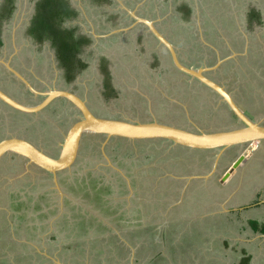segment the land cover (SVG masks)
I'll use <instances>...</instances> for the list:
<instances>
[{"label": "rangeland", "instance_id": "1", "mask_svg": "<svg viewBox=\"0 0 264 264\" xmlns=\"http://www.w3.org/2000/svg\"><path fill=\"white\" fill-rule=\"evenodd\" d=\"M68 1L73 7L81 10L82 16L74 21H68L66 27H76L78 32H89L97 36L96 43L91 47L86 48L82 55L84 60L91 64V68L78 75L76 83L77 88H75V91L79 94L85 95L86 93L85 98L88 100L92 111L97 116H114L116 119L120 120L152 122L148 112L152 109V112L154 113L155 111L156 116L159 117V121L157 122L170 124L192 131H196V127L204 128L203 131H216L227 130L241 125L240 122L235 121L234 117H231L225 104H220L221 101H219V97L209 92L206 87H201L199 82L185 77L178 72L177 74L168 72V69L173 67L171 59L152 38L147 36L144 40L145 47L141 42L129 46L128 42L124 41L125 33H131L135 40L137 34L140 35L145 31L144 25L140 24V28L134 29L132 26L134 23L130 18H127L120 21V23L114 28L103 29L100 26V22L104 20V11H100V9L90 5L86 0ZM120 1L125 5L127 4L128 8L132 11L134 10L139 16L154 21L157 28L177 48L180 60L184 62V64H191L194 68H197V66H201L204 63H209V65H211V61L213 62V60H210L213 58L212 54L203 49V41L208 45H212V47L218 46L217 48H219L220 51L223 50L222 48L229 49L230 51H234L237 47L240 48V50L236 52L237 54L238 52L244 53L240 59H234L236 56H232L230 51L225 55L228 57V60L231 59L234 62L236 67L238 64V69L234 68L233 70L235 73L233 72L230 74L229 71L228 73L223 71V74H219L218 72L213 73L211 72L214 70L212 66L207 67L209 69L205 72H208V75H211L214 80L231 93L237 104L243 108L247 115L249 114L248 116H254L256 120L264 124V103H261V106L257 103L261 98H264V65L262 64V60H264V26L256 27L254 32L249 34L241 22L243 10L245 12V9L248 6L257 7L264 13V0H168V3L163 2V0ZM181 1L187 2L188 5L194 9L195 16L193 15L192 23L183 21L180 12L173 13V10L177 9V7L175 8V4L179 5ZM106 10H109L112 13V11H116L117 8L116 6L111 5L106 8ZM28 13L29 9L27 4L19 3V15H16L12 19L10 28L6 30L5 36L8 44L5 47L3 54L0 55V63L8 72H13L14 76L22 81L24 80L23 77H25L26 80H30L31 74L38 73L43 74L45 75V78H48L47 82L42 80V82L44 81V84L46 83L48 86H54L56 85V72L54 71L53 73L52 70L47 69L46 62L49 56L34 50H27L26 47L23 48L24 40L21 36L22 31L17 30L21 27V23L24 20L23 17ZM240 31H242L243 34ZM99 36L101 39H99ZM119 41L121 46L118 44ZM200 47H203V51ZM157 49H159V52H157ZM99 55L105 56L110 61L112 68L111 71L114 74V78L117 80L116 84L119 85L117 88H121V90L125 91L120 92L118 90L120 92V97L116 100L108 101L109 103L102 102V99H104L105 96L100 92L102 86L100 72L99 70H96L97 59L100 57ZM15 56L19 57L17 61L14 60ZM228 60L226 62L224 61L223 66H227ZM5 65H7L8 68H6ZM14 66L17 68V71H14ZM4 68L2 67L0 69V76L5 75V77H8L4 72ZM164 69L165 73L158 77L157 74H161ZM1 81L0 84L4 85L5 82H3V80ZM25 83H27V81H25ZM258 83H260V86ZM257 87H260V98L254 97L258 90ZM4 88L8 89L9 87L5 85ZM87 90L89 91V94H87ZM124 93L127 95L126 97L124 96ZM132 94H135V97L132 96ZM19 99H21V97H19ZM0 111V113L4 115H1L0 117V140L5 139L8 135L13 137L26 136L38 146H41L43 149L45 148L49 154H57L58 149H49V147H46L45 145L53 146V140L59 141L62 137L56 135L54 129L59 127L58 129L59 131H63V135L73 123V120H67L65 117L56 115L50 121V124L41 123L36 124L35 126L33 125V127H28L29 123L32 124L31 120L21 118L19 119L21 122H18L15 118L16 115L9 111L8 108H4L1 105ZM60 121H63L61 127L58 126V124L60 125ZM197 124H200V126H197ZM119 141L121 143L120 147L117 146L115 141H102L95 151L85 148L81 149L77 163L79 166H75L78 175L81 177V173L86 170L93 171L98 169L99 166H106L107 161L103 156H105V158L107 157L110 164L121 170L123 174L125 172H130V170L134 168V166L131 165H135V162L124 164V162H127V159L119 158V155L124 153L125 150H132L135 153L133 157L135 161L137 159L135 167L141 165L142 168L146 167L149 170V168H152V166L156 164L157 167L163 168L166 171L167 176H174L173 171L178 170L180 163H184L183 165L188 166L193 165V162L187 161L185 156L169 153L167 147L162 146L164 144L160 142L144 141L131 144L130 142H124V140H117V142ZM248 149L249 145L245 144L240 146L239 152L245 153ZM237 152V150L233 151V155H229L230 159L223 157V154V158L219 161L220 169L222 170H218L216 173L212 172L217 176L214 179V182H217L223 175L225 168H229L231 162L235 159ZM257 154L258 156H256ZM217 155L220 156L219 153L215 156ZM260 155H264L263 149L260 153L256 151L254 158L250 161V166L255 167V164L258 163L259 171L263 166L261 165ZM112 156L113 158H110ZM121 161L124 162L122 163ZM150 163H152V165ZM171 163L177 164L176 166H172ZM188 170L190 171L189 173ZM206 170L208 171L210 169ZM192 171L193 168L189 167L186 169L185 173L187 172V176H191L194 173V171ZM259 171L248 173L247 176L243 178L247 180L256 179L263 182L264 175L260 178L256 177ZM262 171L263 170H261V172ZM101 174L106 175H104L105 177H103V180L107 177L112 181L114 187H117L120 190L123 189L119 186V183H117L118 177L116 175L106 173L105 170H103ZM237 178L238 177L235 174L234 179L237 180ZM94 181L95 182L91 183L93 189H95L96 186L102 188V190H94L96 192L101 190L98 193L99 196L103 191L109 190V187L99 184V179ZM163 181L164 185H162V188L158 189H164V193L171 191V188H165L167 181ZM237 181L233 182V185H235ZM199 184L201 186V183ZM233 185L230 184L232 188H234ZM207 187L208 188L206 189L213 192L212 186ZM150 190H152V193L149 196L148 194ZM156 191L157 188L153 187V189H150L149 187L144 194L145 203L142 211L135 212L133 216L129 214V219L123 220L121 224H119V221L116 219H111L112 221L110 222L109 218H111V216H105L100 209L93 211L91 203H88L86 200H84L85 203H83V205L85 208L92 209V211L99 216V220L103 224L106 223L118 235L127 232L129 233L132 229H127L124 226L130 223H132V226L127 225L129 228H148L149 226H160L162 229L165 228V230L173 233L174 236H172L176 238L172 240L170 244L174 246L178 255L182 252V250L178 249L181 239L179 232L182 231L181 229L189 227L191 222L193 224L197 223L198 230L200 229L203 233V236L199 233L197 234L198 240L208 243L211 241V238L214 237V245L216 247L204 254H195V257L200 264H207L208 261L211 264L214 251L221 246V231H230L242 223V221H239V224H236L237 221L231 223L224 219L212 220L207 213H202L198 215L199 217L197 218L188 217L187 219L182 211H179L180 213H178L177 210H175L173 212L171 211V213H166L167 207L165 204H162L159 206V209L156 210L155 206L148 204L152 200L153 194L154 201L162 202V194L158 199L157 194H155ZM204 192L206 193V197H208L209 195L207 192ZM21 194L23 195V192H21ZM126 195L118 194L117 192L111 193L105 197L106 204L112 206L120 204L123 200L126 201L124 199ZM113 197H117V200H112ZM165 197H167L166 194L164 198ZM176 197L177 196L173 198ZM203 197H205V195H203ZM239 198L238 195L235 200H238ZM204 200L206 203L210 204V198H204ZM22 201L24 202L22 203ZM42 201L43 200L40 201L41 204L43 203ZM213 202H216V200L214 199ZM36 206L37 205L34 203L33 199L30 198L29 200L28 196H24V198L18 200H8V198L0 200V264H28L24 259V256L27 255L32 257L34 260L33 264H46L41 258L45 256H50L52 258V264H79L75 262L78 258L82 260L80 261V264H131L130 260H128L129 257L124 256L122 251L117 249L116 246H119V243L117 242L114 244L116 241L113 237L100 241V238L104 237L102 235L106 234V232H99L98 228L93 224L90 226L92 238L80 237L79 235H82L83 231L78 229L80 226L75 222V218L73 219L69 216L65 218L67 223L61 220L52 226L55 231L56 229L60 230V232H58L60 234V236H58L59 242L52 239L40 241L39 237L36 235V230L31 229V227L33 228L34 226L41 225V223L44 224L46 220L53 222L56 214L54 213L50 220V214L48 218L42 217L40 219L38 218V215L41 213V210H37ZM123 208L129 209L130 205L124 204ZM220 212L221 210L212 213ZM164 213L166 214L163 217ZM60 215L61 212L59 211V216ZM164 218L168 219L166 220ZM122 223L126 224L123 226ZM177 230H179L178 234L175 233ZM45 233V230L40 228L42 239L47 235ZM150 233L148 232L147 235L142 237L143 240L140 239L138 241L136 235H128L129 241L131 239L133 242L132 245L138 247H134V249H139L142 257L140 264H149L155 256V251L161 252L167 259L170 258L165 252L167 246L170 247L168 245L169 240L165 242L159 241L160 245L158 246V238H153L152 235L150 236ZM217 235L220 237L219 244L215 243V236ZM16 237H20L23 241L32 242V244L35 245V248H33L34 250H28L22 245H14L12 240L13 238L17 239ZM121 240L127 242L126 238ZM55 245H57V247H55ZM47 249H50V251L46 252ZM191 253L185 251L183 255H179L178 257L180 260L186 261L193 254Z\"/></svg>", "mask_w": 264, "mask_h": 264}, {"label": "flooded vegetation", "instance_id": "2", "mask_svg": "<svg viewBox=\"0 0 264 264\" xmlns=\"http://www.w3.org/2000/svg\"><path fill=\"white\" fill-rule=\"evenodd\" d=\"M65 1H67L70 8L73 10H76L78 12V14L74 19L66 20L63 23L64 27H66V23L68 21H74L76 19H79L80 16H82L81 15L82 12L79 8L73 7L69 3L68 0H65ZM86 1L90 5L100 9V11H104V15H105L104 20L102 22H100V26L103 29L114 28L120 23V21H123L124 19H127V18H130L132 20V22L135 23L134 20L130 17V15H128V13L124 9L121 8L120 4L116 0H110L112 3H109L108 1H97V2L94 0H86ZM3 2H4V0H0V5ZM163 2H164V0H163ZM19 3H26L27 7L29 9V13L27 15H25V17H23L24 20L21 23V27L18 28V30H17V31H22L21 36H22V39L24 40L23 41L24 42L23 48L26 47L27 50L28 49L31 51L34 50L36 52H39L41 54L49 56L47 59V62H46L47 63V69L52 70L53 73H54V71L56 72V75H55L56 76V82H55L56 85H54V86L49 85L48 86L46 83L44 84L43 82L44 81L47 82L48 78H45V75L38 74V73H35V74L30 73L31 74L30 80H26L25 77H23L24 80L27 81V83H25L24 80L22 81L21 79H18L16 76H14L13 72H11V71L8 72L7 69H5L4 66L0 63V69L3 67L5 69L4 72L8 76V77H5V75L0 76V82H2L1 80H3V82H5L4 85L0 84V90L2 92H4L6 95H8L9 97L13 98L14 100H16V101H18V102H20L26 106H35V105L41 103L42 100H44V98H45L44 93H46L48 91H51V90L68 91L72 94H75L81 100H83L85 102L87 108L91 112V114H93L94 116L99 117V118L116 119L114 116H111V117L110 116L109 117L97 116L92 111L88 100L85 98L86 93L84 95V94H79L75 91V88H77L76 83H77L78 75L83 73L85 70L91 68V64L89 62L85 61L82 55L84 54V50L86 48H89L94 43H96L97 36L93 33L92 34L89 32L88 33H86V32L81 33V32L77 31V34L84 35L85 37L90 38L91 42L89 44L81 45V47L79 49V53L76 54L77 60H79L81 63L86 64V66L80 67L79 63H76L74 61L70 65L72 68V71H70V73L72 75H74V78L71 81H69L66 77V74H67L66 67L61 65V62L58 60L56 53H55V49L51 45L50 41L44 40L42 42H37L33 39L32 35L29 31L30 21L32 19L33 14H34V7H35L36 0H14V8L11 11L10 15L5 14L6 13L5 10H8V6L0 7V41H1L0 55L3 54V51L8 44L7 38L5 36L6 30L8 28H10L12 19L16 15H19L18 14ZM111 5H114L117 8V10L112 11V13H111V11L106 10V8H108ZM123 5L126 8H128L127 4L125 5L123 3ZM176 7H178L177 4H175V8ZM136 15L139 16L138 14H136ZM193 15H194V12L191 16L189 23H192ZM139 17H141V16H139ZM153 23H154L155 28L164 36V34L157 28L154 21H153ZM132 26L134 27V29L140 28V24H135V25L133 24ZM147 31H148V29L145 27V31L143 33H141L140 35L137 34V37L135 38V40L132 37L131 33H125L124 41L128 42L129 46L141 42V44L143 43V46L145 47V41L144 40L147 38V35H148V33H146ZM149 35H150L149 37L154 39V41L157 42L159 47H161L162 50L171 59L169 51L162 44H160L155 39V37H153V35L151 33H149ZM99 39H101V37ZM118 44L121 46L120 41L118 42ZM157 50H158L157 52H159V49H157ZM224 50H225V48H223V51ZM237 50H240V48H238ZM176 54H177V57H178V60L180 61V63L188 66L187 64H184V62H182L180 60V56L178 54L177 48H176ZM103 55H105V54H103ZM99 56H100L99 59H97V69L96 70L97 71L99 70V72H100V80H101V85H102L100 92L102 93L103 96H105L104 99H102V102L107 103L108 101L110 102L111 100L118 99L120 97V92L121 91L125 92V91L121 90V88L120 89L117 88V87H119V85L116 84L117 80H116V78H114V74L111 71L112 68H111L110 61L105 56H102V55H99ZM18 59H19V57H17V56L14 57L15 61H17ZM171 62H172V59H171ZM155 64H156V62H155ZM262 64L264 65V60H262ZM172 66H173L172 68L168 69V72L174 73V74H177V72H178L182 75H185L182 72H180L178 69L175 68V66L173 65V62H172ZM14 68H13L14 71H17V68L15 66H14ZM93 70H94V68H93ZM222 70L224 71V69H222ZM226 71H229L230 74H232L234 72L230 65ZM164 73H165V69L162 71L161 74L163 75ZM37 76H40V77H37ZM42 80H44V81L42 82ZM58 80H59V82H58ZM258 84L260 86V83H258ZM5 85H7L9 88L8 89L4 88ZM257 88H258L257 92H259L260 87H257ZM87 94H89L88 90H87ZM135 94H132V96L135 97ZM124 96L126 97L127 95L124 93ZM19 97H21L22 100L19 99ZM254 97L260 98V92L255 93ZM257 103L259 106H261V103H264V98H261L260 101H258ZM0 105L4 108L5 107L8 108L9 111L13 112L16 115L15 118L18 122H21L19 120L21 118L31 120L32 124L29 123L28 127H33V125L35 126L36 124H41V123L50 124V121L56 115L57 116L60 115L62 117H65V118H67V120H73V123L78 121L82 117L80 111L77 110L72 104H70L65 98H62V97H58V98L53 99L41 111H39L37 113H33V114L23 113V112L14 110L11 107L4 104L1 100H0ZM226 107H227V105H226ZM240 108L243 110V108L241 106H240ZM228 110H229V108H228ZM148 112H149V115H150L152 122L159 121L158 120L159 117L156 116L155 111L153 113L152 109H150V111H148ZM230 113H231V111H230ZM244 113L246 114L245 111H244ZM1 115H3V114L0 113V117H1ZM248 117L253 119V116L252 117L248 116ZM62 124H63V121H60V125L58 124V126L61 127ZM241 125H242V123H241ZM241 125H239V126H241ZM70 126L68 127V129L70 128ZM58 128L59 127H56L54 129V133L56 135L62 136L61 138L59 137L60 138L59 141L53 140V144H54L53 146L45 145L46 147H49V149H51V148H54L55 150L58 149L57 154H49L45 150V148L43 149L41 146H38L37 144L32 142V140H30L26 136H23V137L18 136L16 138L24 139V140L30 142L36 148L42 150L46 155L55 158L59 154L60 144L63 142L64 135L66 134V132L68 130L67 129L64 132V134L62 135L63 131L62 130L59 131ZM0 132H1V129H0ZM12 137L13 136L8 135L6 138H12ZM117 140H124V142H127V143L130 142L131 144L144 142V141H130L127 139L106 138L104 135L89 136V137L84 136L82 138L80 147L78 149L77 158H76V161L74 162V164L70 167V169L63 170V171L56 174V179H57V184H58L59 190L54 185V182H53L54 177L52 174L38 168L34 164H28L27 161L23 160L20 157L13 155V154H10V155L7 154V155L2 156L0 158V192H1L0 200L1 199L4 200L6 198H8V200L9 199H13V200L17 199L18 200V199L24 198V196H28V199L29 200H30V198L33 199L34 203L37 205L36 206L37 210H41V213L38 215V218H40V219L42 217L48 218V216L50 214V216H49V220H50L51 216L54 215V213L56 214V217L53 219V222L46 220L44 224L41 223V225L34 226L33 228L31 227V229L36 230V235L39 237L40 241H42V240L46 241V239H48V240L52 239V240H57L59 242L58 236H60V234L58 232H60V230L56 229V231H55V229H53L52 226L61 220H63L65 223H67L65 218H67L68 216L72 217L73 219L75 218L74 219V220H76L75 222H77V225L80 226L78 229H81L82 231L85 227H87V229L89 230L88 233L90 234V226L93 224L96 228H98L99 232L105 231L106 233H108L110 235L109 237H107V236L102 237V239L100 241L110 239L111 237L116 238L115 236L117 235V233H115V231L112 228H110L106 223L103 224L99 220L100 219L99 216L93 212L94 210L100 209L102 211V213H104L105 216H107V215L111 216V218H109L110 222L112 221L111 219H116L117 221H119V224H121V222L123 220L128 219L129 214H131L133 216V214L135 212L142 211L144 203H145L144 194L149 187H150V189L151 188L153 189V187L157 188V191L155 194H157L158 199H159V196L161 194L163 196L162 202L160 201L161 204L159 201L158 202L154 201L155 200L154 194L152 195V200L148 203L150 205L155 206L156 210H158L159 206H161L162 204L166 205V203L170 202L173 197L178 196L181 193L180 187L184 186L185 183H187L186 179L183 177L185 174H187V172L185 173L186 169L189 167L196 169V168L192 167L193 165L188 166V165H183L184 163L183 164L180 163V165L178 166V170H177L178 173H175L174 178H173L172 176H167L166 171L163 168L157 167L156 165L152 166V168H149V170L146 167L142 168L141 165L135 167L137 164V159H136V161L133 159L135 153L132 150L131 151L125 150L124 153L119 155V158L120 159H127V162L123 161L124 164H131V162H135L134 163L135 165H133V164L131 165V166H134V168H132L130 170V172H125L123 174V172L121 170L117 169L116 167H114L110 164L107 157L105 158V156L102 155L104 157V159L107 161L108 165L106 164V166L104 165L103 167H100L98 165L99 170L98 169L93 170V171L92 170H86L85 172L81 173V177H80V175H78L77 170H75V168H76L75 166H77V167L79 166V164H77V163H78V158L80 157L81 149L85 148L88 150L91 149L92 151H95L100 146L102 141L103 142L115 141L117 143V146L120 147L121 143H120V141L117 142ZM145 142H160V143L164 144L162 146L167 147V149L169 150V153L183 154V150H181L178 146L172 145V143H170V142H165V141H160V140H148ZM248 145H249V150H248L247 155H249V154L252 155L256 151L260 153V151L262 149L264 152V145H261V143L253 142V143H249ZM239 149H240V146L230 147V148L224 150V156L223 157H227V159H230L229 155L232 154L233 151L237 150L238 152H237V155L235 157V159H236L238 156L244 154L243 152H239ZM119 150H120V148H119ZM212 152H214V154L213 153L212 154L215 157V155L218 154L220 151L215 150ZM218 156L215 157L216 160L213 159V160H215L214 165L216 168H217L218 164H219L218 168H220V162L219 161L221 159L218 158ZM198 157H204V156L198 155ZM110 158H113V156ZM185 158L187 159V161H192V158H190L188 156H186ZM248 159H249V157L247 158V160ZM150 164L152 165V163H150ZM176 164L171 163L172 166L173 165L176 166ZM103 170H105L106 173L116 175L118 177L117 183H119V186H121L123 189L120 190L117 187H114V185L112 184V181L107 177L105 178V180H103V177L106 176L105 174H101V172H103ZM168 170H170V169H168ZM227 170H228V168H225L223 175L218 179L217 182H221V184L226 183L223 181L227 180L230 177V175H229L228 178H226V179L224 178ZM217 171H218V169H216V172ZM189 172L190 171L188 170V173ZM209 172H208V174L206 172H203L202 175L199 176V174H198L199 170H197L196 175L193 176L194 178H192L191 181L196 182V183H201V185L209 184V186L214 187V185L212 184L213 183L212 181H214V180H212V178L215 179L217 176H216V174L212 175ZM210 174L213 176L212 178L210 177ZM162 178H164V179H162ZM209 178H211V179L209 180ZM97 179H99V181H100L99 184H103V185H105V187H109V190H105L102 192V196H101V194H100V196L98 194L102 190L101 187L96 186V188L93 189L91 186V183L95 182L94 180L97 181ZM166 179H170V180H166ZM163 180L167 181L165 188L166 189L171 188L172 189L171 191L164 193V189L163 190L158 189V188H162V185H164ZM142 184H144V185H142ZM225 187L228 188L227 185ZM96 189H101V190L96 192V191H94ZM198 190H201V189H198ZM130 191H132V193H133V198L131 200V205H130L129 209L123 208L124 204H128L124 200L122 202H120V204H117L115 206L107 205L106 202H104L106 200L105 197L110 195L111 193L117 192L118 194L126 195L127 193H130ZM202 191L203 190H201V192L198 191V194L201 195ZM21 192H23V195L21 194ZM80 193H82V194H80ZM151 193H152V190H150L148 195L150 196ZM191 193H192V191L186 190L183 194V196H184L183 197V205H181L180 207L174 208L171 211L173 212V211L177 210L178 213H180L179 211H182V213H184V214L186 211L187 216H189L187 208L191 207L189 204L190 202L188 203L189 197L192 195ZM165 194L167 195V197L164 198ZM41 200H43L42 204L40 203ZM84 200H86L88 203H91L93 211H92V209H88V208L84 207V205H83V203H85ZM23 202L24 201H22V203ZM163 202H165V203H163ZM99 206H101V207H99ZM59 211L61 212L60 216H59ZM191 212L192 213H190V214L192 216L194 211H191ZM195 214H196V212H195ZM98 223H100V224H98ZM122 224L124 226L126 223H122ZM127 225H129V224H127ZM127 225H125L124 227H126ZM141 226H146V225H141ZM190 227L191 228L194 227V224L192 222H191ZM40 228L45 230V232H46L45 234H47L46 236H44V239H42V237H41ZM163 230L164 229H162L160 226H155V227L149 226L148 228H143V227L138 228L137 227V228L133 229V231L135 232L134 234L136 236H139V237L142 236L143 237L144 235H147L148 232L149 233L152 232V233H150V236L152 235L153 238L157 237V234L159 232L161 233V231H163ZM130 232H132V230ZM89 234H87L84 237L89 236ZM79 236L83 237L82 235H79ZM159 236H161V235L159 234ZM16 238L17 239L13 238V240H12L14 245H18V246L22 245L23 247L25 246V248H27L28 250H31V251L34 250L33 248H35V245H33L32 242L23 241L20 237H16ZM10 239H12V238H10ZM166 239H167V237H166ZM166 239L163 240V242L167 241ZM115 243H117V242H114V244ZM170 243H171V239L169 238L168 245L170 247L167 246V250H165V252L172 259L173 256L176 254V250H175L174 246H172ZM125 244H124V242L119 243L118 244L119 246H116V247H117V249H119L120 251H122L124 253V251L129 250V248ZM159 245L160 244H158V246ZM55 247H57V245H55ZM47 250L50 251V249H47ZM41 258L46 262V264H50L49 258H48V260L45 259L44 257H41ZM24 259L28 264L34 263V260L32 259V257L30 255L24 256ZM149 264H159V259L156 261L153 258L149 262Z\"/></svg>", "mask_w": 264, "mask_h": 264}, {"label": "crops", "instance_id": "3", "mask_svg": "<svg viewBox=\"0 0 264 264\" xmlns=\"http://www.w3.org/2000/svg\"><path fill=\"white\" fill-rule=\"evenodd\" d=\"M173 11H174L173 13H175V10H173ZM192 11L194 12L193 8H192ZM240 32L243 34L242 31H240ZM146 33H148L147 36H150L148 31ZM202 44L204 45L203 46L204 48L202 47L204 49V51L207 50L210 52V54H212L213 58L210 60H213V62L211 61V63H210L211 65H209V63L208 64L204 63L201 66H197V68H199V67H206L207 68V67L212 66L214 68V70H212L211 72H213V73L218 72L219 74H223L224 72L222 69H224V71H226L229 68V65L231 66V68L233 70H234V68L238 69V67H239L238 64L236 67L234 62L231 59L228 60V57L225 56L229 49H225L224 51L223 50L220 51V49L217 48L218 46L212 47V45H208L204 41L202 42ZM234 47H236V46H234ZM203 49H202V51H203ZM237 49H238V47L235 48L234 51L229 50L232 56H236V58H234V59H240V57L243 56L242 54H244L242 52L241 53L238 52V54H237L236 53L238 51ZM246 53H247V49H246ZM204 59H205V57H204ZM227 60H228L227 66H223L224 61L226 62ZM218 61H221V63L217 64ZM203 62H204V60H203ZM188 67L194 68L191 64L188 65ZM226 73H228V71H226ZM161 75L162 74H160V73L157 74L158 77H160ZM205 75H206V77H208L212 81L218 83L216 80H214L213 77H211V75H208V72H205ZM184 76L191 78L196 82H199L196 79H194V78H192L186 74ZM218 84L221 85L220 83H218ZM201 87L205 88V86L203 84H201ZM207 90H209V92L217 95L215 92H213L209 88H207ZM254 92H255V89H254ZM228 93L231 95L230 92H228ZM257 93H259V92H257ZM219 101H221L220 104H225L220 97H219ZM225 106H226V104H225ZM230 114H231V117H234L235 121L237 122L238 120L236 119V117L232 113H230ZM250 119L258 121V120H256V118L254 116H253V119L252 118H250ZM126 121H129V120H126ZM130 122H136V121H130ZM197 126H200V124H197ZM203 129L196 127V131H194V132L203 131ZM216 131H221V130H216ZM204 132H214V131H206L205 130ZM179 148L181 150H183V154H181V155H183L185 157L188 156V157L192 158V161H190V162H193L192 167H194L196 169H193V171H194L193 175L187 176V174H188L187 173L183 176L186 179L187 183H185L184 186L180 187L181 193L176 198H172L170 202L166 203V205H165L167 207L166 213L167 212L171 213L172 209L180 207L181 205H183V197H184L183 194H184V192L186 190L192 191V193H191L192 195L189 197V201H188V203L190 202L189 204H190L191 208H189V207L187 208L189 216H187V212H185V215H184L187 219H188V217L189 218H197V217H199L198 215H200L202 213L203 214L207 213L210 215L209 218H212V220L224 219V220H227L231 223H234V221L235 222L237 221L236 224H239V221H242V223L238 227L233 228L230 231L229 230L221 231L220 232L221 242L219 240L220 237H218V235L215 236L216 237L215 243L219 244V242H220L221 246L219 245L220 247H218L214 251V253L212 255V259H211V264H264V181L262 182L261 180H256V179L247 180V179L243 178V177L247 176L248 173H251L254 171L255 172L259 171L258 163L255 164V167L250 166V161H251V159L254 158L256 152L253 153L252 155L249 154L244 158L242 163L232 172L230 177L227 180L223 181V182H226L225 184L224 183L221 184V182L212 181L213 182L212 184L214 185V187H212L213 188V192H212V191H209L208 189H206V188H208L207 186H209V184H205V185L200 186L199 183L192 182L191 180H192V178H194L193 176L196 175L197 170H199V173H198L199 176H201L203 172H206L208 174L209 171H210L209 173H212V172H216V169H218L220 171L222 170V169L218 168L219 164L217 165V168L214 165L215 160H216V159L213 160L214 159L213 158L214 152L189 150V149H186L183 147H179ZM223 154H224V152L220 153V156H219L220 159L222 158ZM198 155L199 156L203 155L204 157H198ZM256 156H258V154ZM248 157H249V159L247 160ZM260 158L262 161L261 165H263V166L261 167L259 173L256 175L257 178H260L262 175H264V169H263L264 168V155H260ZM206 169H210V170L207 171ZM261 170H263V171L261 172ZM173 172H174V175H175V173H178V171H173ZM192 172H191V174H192ZM235 174L238 177L237 178L238 181L234 179ZM212 175H214V174L212 173ZM212 175L210 174L211 178L213 177ZM172 177L174 178V176H172ZM211 178H209V180ZM212 180H214V178H212ZM235 181H237V183L235 185H233V182H235ZM230 184H232L234 186V188H232L230 186ZM226 185L228 186V188L225 187ZM231 188H232V190H231ZM198 189H204L202 191L201 195L198 194V191L201 192V190H198ZM204 191L207 192V194L209 195L208 197H206V193ZM203 195H205V197H203ZM238 195L240 198L238 200H235V198H237ZM101 196H102V194H101ZM132 198H133V193H132V191H130V193H127V195L125 196L124 199L126 200L128 205H131ZM204 198H210V204L206 203ZM214 199L216 200V202H213ZM112 200L116 201L117 198L113 197ZM104 202H106V200ZM163 203H165V202H163ZM231 204H234V205H231ZM230 206H232V207H230ZM218 210H221V212L220 213H212V212H215ZM191 211H194L192 216L190 214V213H192ZM195 212H196V214H195ZM166 213L163 214V217ZM164 219L167 220L168 218H164ZM130 225L132 226V223L129 224V226ZM197 227H198V224L194 223L193 228H191L189 226L187 228L181 229L182 231H180V232H179V230H177L175 232L176 234H178V232H179V235L181 236L180 245L178 246V249L182 250V252L179 255H183L185 253V251L193 253V254L191 253L192 255L186 261L180 260V258L178 257L179 255L177 253L173 256L172 259H170V258L167 259L159 251L154 252L155 253L154 259L156 261L159 259V264H186V262H187V264H200V262H198V259L195 257V254H199V255L204 254V253H206V252H208V251H210L216 247L214 245V237L211 238L212 242L209 241L208 243L203 242L201 240H198L197 234L199 233L200 235L203 236V233L200 231V229L198 230ZM126 228L132 229V232H129V233L127 232L125 234L122 233L121 235L123 238H126V241L128 243L121 240L123 238L121 237L120 234L119 235L117 234L115 236L116 238H114V237L113 238L118 243H123V242L126 243L125 245L129 248V250L124 251V253L123 252L122 253L124 254V256L129 257L128 260H130L131 264H134V263L140 264V260L142 257H141V254L139 252V249H137L138 247L136 245L135 246L132 245L133 242L131 241V239H130V241L128 239V237L130 235H132V234L135 235L134 234L135 232L133 231L134 228H129L127 226H126ZM163 233H164V235L167 236V241L169 240V238L171 239V242H172V240L176 239L175 237H173L174 236L173 233L169 232L168 230H165V228H164V230L161 231V233L159 232L157 234L158 244H159V241L163 242V238L161 239L162 236H159V234L162 235ZM107 234L108 233L104 234L103 236L105 237V235H107ZM89 236L92 238V233H90ZM89 236H87V237H89ZM109 236L110 235L108 234L107 237H109ZM101 239L102 238H100V240ZM140 239L143 240L142 236L141 237L137 236V241ZM134 247H137V248L134 249ZM188 248H190V249H188ZM46 252H49V251L47 250ZM41 255H43V254H41ZM44 258L47 260L49 258L50 264L53 263L52 258L50 256H45ZM93 259H95V258H93ZM80 261H82V260L78 258V260H76L75 262L80 264L81 263ZM207 264H210L209 261Z\"/></svg>", "mask_w": 264, "mask_h": 264}, {"label": "water", "instance_id": "4", "mask_svg": "<svg viewBox=\"0 0 264 264\" xmlns=\"http://www.w3.org/2000/svg\"><path fill=\"white\" fill-rule=\"evenodd\" d=\"M122 9L134 20V24H142L155 39L162 44L170 53L173 65L180 72L196 79L205 87L215 92L227 105L231 113L236 117L241 126L232 129L204 132L191 131L169 124L159 122H130L120 119L99 118L91 114L85 102L75 94L68 91L51 90L44 93L45 98L35 106H26L6 95L0 90V100L14 110L33 114L41 111L53 99L65 98L81 113V118L74 122L64 135L63 142L57 157H50L42 150L36 148L30 142L16 137L6 138L0 141V158L4 155L13 154L34 164L38 168L53 175L54 185L59 190L56 174L70 169L77 158V152L84 136L104 135L106 138L127 139L130 141L160 140L170 142L174 146L198 151H220L245 144L257 142L264 145V124L251 120L234 98L218 83L205 75L209 68H192L183 65L178 60L176 48L155 28L152 20L139 17L135 12L126 8L120 0H116ZM218 61L217 64H220ZM8 68L7 65H5ZM249 150V149H248ZM248 150L238 156L229 166L225 179L242 163L247 156ZM218 156V155H217Z\"/></svg>", "mask_w": 264, "mask_h": 264}, {"label": "trees", "instance_id": "5", "mask_svg": "<svg viewBox=\"0 0 264 264\" xmlns=\"http://www.w3.org/2000/svg\"><path fill=\"white\" fill-rule=\"evenodd\" d=\"M94 1H108L112 3L110 0ZM167 1L168 0H164L165 3H167ZM2 6H8V10H5V14L10 15L14 8V0H4L0 7ZM177 6L175 13L180 12L183 21L189 22L193 14L192 8L185 1H181ZM77 14L78 12L71 9L68 2L65 0H36L34 14L29 27V31L35 41H50L61 65L66 67V77L69 81L74 78V75L70 73V71H72L70 65L74 61L79 63L80 67L86 66V64L77 60L76 54L79 53L81 45L91 42L90 38L77 34L76 27L68 28L63 26L66 20L74 19ZM241 18V22L249 34H252L256 27L264 26V13L257 7L248 6L245 12L243 10V16H241ZM88 232L89 230L84 228L82 236H86ZM161 236L163 240L167 237L164 233Z\"/></svg>", "mask_w": 264, "mask_h": 264}]
</instances>
